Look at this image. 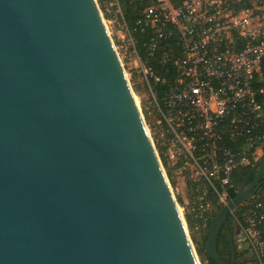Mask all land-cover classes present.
I'll list each match as a JSON object with an SVG mask.
<instances>
[{"label": "water", "instance_id": "water-1", "mask_svg": "<svg viewBox=\"0 0 264 264\" xmlns=\"http://www.w3.org/2000/svg\"><path fill=\"white\" fill-rule=\"evenodd\" d=\"M0 264H199L96 0H0Z\"/></svg>", "mask_w": 264, "mask_h": 264}, {"label": "built area", "instance_id": "built-area-1", "mask_svg": "<svg viewBox=\"0 0 264 264\" xmlns=\"http://www.w3.org/2000/svg\"><path fill=\"white\" fill-rule=\"evenodd\" d=\"M109 5L122 29L119 46L152 106L147 131L162 171L181 185L204 230L211 196L226 206L234 172L263 155L264 0H153L136 25L149 32L145 59L155 58L161 72L138 54L117 1ZM260 195L229 214L254 264H264Z\"/></svg>", "mask_w": 264, "mask_h": 264}, {"label": "trees", "instance_id": "trees-1", "mask_svg": "<svg viewBox=\"0 0 264 264\" xmlns=\"http://www.w3.org/2000/svg\"><path fill=\"white\" fill-rule=\"evenodd\" d=\"M118 6L120 7L124 20L127 24L128 29L132 34V38L135 42V47L138 54L141 56L143 60L145 59V47L144 44L147 41L149 32L144 29L141 30L136 24L138 19L141 17L143 10L150 6L153 3V0H116ZM171 40L167 41L166 44L169 45ZM147 64L155 69L156 72H161L159 70L156 59L150 58L146 60ZM172 77H167L166 83L163 85V88H167L171 85ZM263 155H264V148H263ZM252 166V165H251ZM251 166L241 168L234 172L232 176V184L234 187L233 196L238 188V186L243 181L246 173L251 168ZM264 197V193L260 195ZM213 210L210 215V221L206 229H201L199 218L192 210L190 205V212L185 211L184 219L187 225L189 235L191 241L193 243L196 255L199 257V260L202 264H213V262L208 258L206 252V243H207V234L210 223L215 216V214L221 209L219 206L216 205V199L211 196L210 198ZM228 231L231 232L233 235H236V229L233 224V221L230 217H228V228L223 227L216 242V251L224 264H231V254H230V243L228 237ZM236 243V242H235ZM241 247L239 250L237 247L235 248L238 253H235L236 261H241L240 264H254L253 259L250 255L248 248H246L243 244H240ZM237 264V263H236Z\"/></svg>", "mask_w": 264, "mask_h": 264}, {"label": "rangeland", "instance_id": "rangeland-1", "mask_svg": "<svg viewBox=\"0 0 264 264\" xmlns=\"http://www.w3.org/2000/svg\"><path fill=\"white\" fill-rule=\"evenodd\" d=\"M96 2H97V5L99 7V10L101 12V15L103 17L107 31H108V33L111 37V40L115 46L118 57L121 61L123 69L125 71L126 77L130 83L131 89H132L133 94L135 96V99L137 101V105L139 106V109H140L141 115L144 119L145 125L147 126V129L149 128V130H150V124L152 122V117H150V116L147 117V115L145 113V109L151 111L152 106L148 102L147 94L144 92L140 78L138 77V74H136V72H135V68H134L132 61H130V58L124 54L123 50L119 46L122 29H121L119 23H117L115 19H112V7L109 5L111 0H96ZM111 20H114V21H111ZM149 133H150L151 137H153V132L151 131ZM166 175H167V173H166ZM167 181L169 183V186L171 188V191L173 193V196H174L175 201L177 203V206L179 208V212L181 213V216H183V218H184L185 211L190 212L189 201L187 200L186 196L183 194V189L179 183L173 181L168 175H167ZM176 189H179L178 193H176ZM188 233H189V231H188ZM239 236L240 235H238L236 232V236H235L236 244H240L238 242ZM197 259L199 261V264H202L200 262L198 256H197Z\"/></svg>", "mask_w": 264, "mask_h": 264}, {"label": "flooded vegetation", "instance_id": "flooded-vegetation-1", "mask_svg": "<svg viewBox=\"0 0 264 264\" xmlns=\"http://www.w3.org/2000/svg\"><path fill=\"white\" fill-rule=\"evenodd\" d=\"M257 169L256 170H254L251 174H250V176H249V178H248V182L247 183H250V182H252L253 181V179L255 178V176H256V174H257ZM247 174V173H246ZM246 176V175H245ZM245 178V177H244ZM258 192H260L261 194H263L264 193V175L260 178V180H259V182L257 183V185H256V187H255V191H254V195H256ZM253 195V196H254ZM252 196V197H253ZM228 217H230L231 218V216L229 215ZM225 228H228V218H227V224H226V226H224ZM233 235V234H232ZM235 236L236 235H233V240H234V246H235V248L237 247V249L239 250V248L241 247V245L240 244H236L235 243ZM228 237H229V231H228ZM230 243V242H229ZM240 251V250H239ZM235 253H238L237 252V250L235 249ZM230 254H231V249H230ZM236 259V258H235ZM240 264L241 263V261L239 260V261H236L235 260V264Z\"/></svg>", "mask_w": 264, "mask_h": 264}]
</instances>
